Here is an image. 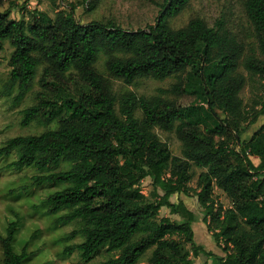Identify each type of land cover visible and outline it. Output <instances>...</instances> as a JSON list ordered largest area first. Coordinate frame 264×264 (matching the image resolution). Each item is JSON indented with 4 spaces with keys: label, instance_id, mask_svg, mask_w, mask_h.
Here are the masks:
<instances>
[{
    "label": "trees",
    "instance_id": "16d2710c",
    "mask_svg": "<svg viewBox=\"0 0 264 264\" xmlns=\"http://www.w3.org/2000/svg\"><path fill=\"white\" fill-rule=\"evenodd\" d=\"M189 1L162 0L154 25L137 30L111 20L81 24L73 5L54 17L33 7L27 20L0 10V54L7 40L13 47L9 82L17 88L16 100L43 63L38 80L43 89L36 103L23 109L21 124L40 117L57 122L55 129L7 139L0 156L14 151L10 166L17 170L70 164L32 176L35 185H63L43 201L50 213L69 209L57 221L82 223L77 230L82 241L66 246L65 255L77 250L89 262L105 247L116 254L98 264H137L147 254L143 264H196L193 256L201 251L211 258L209 264H264V120L248 139L240 138L258 115L264 117V102L247 120L239 95L246 83L240 66L261 81L264 93V0L243 2L256 49L245 48L221 18L208 25L192 17L170 27L167 19ZM99 52L106 55L107 74L126 84L144 77L175 81L155 95L128 90L116 97L109 78L95 69ZM155 127L174 131L181 156L171 154ZM192 166L204 169L193 191L203 209L201 220L214 240L222 241V254L195 243L194 212L183 201L170 200L191 189ZM146 177L148 194L140 189ZM214 187L229 199L228 207L214 201ZM161 207L179 220L159 218ZM13 215L0 234L2 264H23L27 257L26 245L14 249L19 220Z\"/></svg>",
    "mask_w": 264,
    "mask_h": 264
},
{
    "label": "rangeland",
    "instance_id": "374dc122",
    "mask_svg": "<svg viewBox=\"0 0 264 264\" xmlns=\"http://www.w3.org/2000/svg\"><path fill=\"white\" fill-rule=\"evenodd\" d=\"M162 0H5L0 5V10H9L12 17L27 20L28 11L33 7L46 12L54 17L57 11L68 12L70 5L75 6L74 16L81 23L86 24L92 20H111L116 25L126 30L147 29L149 25H154L159 15V5ZM244 0H190L188 4L175 16L169 17L167 23L172 28H179L187 23L192 17H200L208 25H213L215 20L221 18L227 30L236 36L245 48L256 49V40L250 23L248 22L244 10ZM93 7L88 10V4ZM24 8L21 9V5ZM13 47L7 40L3 41V49L0 54V147L11 137L28 134H38L46 129H55V120H45L42 117L31 121L28 125H22V111L25 107L36 103V95L42 91L39 84L43 63L36 67L35 78L30 89L19 100H16L17 88L15 84L9 82L10 66L8 59ZM106 55L99 52L95 61V69L100 74L109 78L111 91L118 97L125 91H133L137 95L151 96L158 92V88H168L175 81V77L170 76L163 80L151 77L138 78L130 84L124 83L120 79L110 77L104 67ZM246 83L239 92L245 112H248L247 120L254 116L255 112L263 107L264 97L262 83L257 78L248 76L246 70L239 67ZM186 97H181L180 101L185 102ZM253 108V109H252ZM140 117V111L135 112ZM263 115H258L256 121L248 125L246 132L240 138L248 139L251 133L263 122ZM156 135L166 143L171 154L181 156V142L174 131L161 130L155 127ZM13 151L7 156H0V234H5V228L9 221L14 220V213L18 217V227L15 233L13 246L17 252L26 245L27 257L23 264H98L116 252L101 248L99 253L89 262L81 259L79 251L74 250L70 255H65L63 250L66 246L78 244L82 241V236L77 231L81 226V221L72 220L67 223L57 221L59 216L65 215L69 209H61L50 213L43 201L56 190L63 188V185H35L32 176L46 174L53 171L69 168L68 162H61L58 166H50L44 170L34 167H26L20 170L10 166L16 159ZM253 162L257 158L252 157ZM204 169L192 166V177L187 183L191 188L187 193H174L171 195V202L183 201L184 204L194 212L196 220L192 223L194 241L201 245L203 250L216 254H222L220 245L217 243L212 232L201 220L203 209L199 205L193 189L196 180ZM140 189L144 194L151 190V179L144 178L140 182ZM212 198L223 207H228L230 202L226 195L218 188H213ZM168 216L171 220L178 221L179 217L170 213L166 207H161L158 217ZM76 231L71 238L68 236L72 231ZM148 254L137 264H143ZM196 264H209L211 258L203 252L193 256ZM0 264H2V250L0 246Z\"/></svg>",
    "mask_w": 264,
    "mask_h": 264
}]
</instances>
